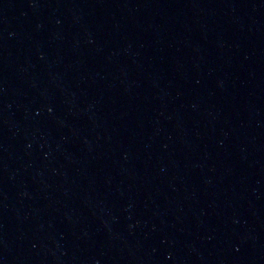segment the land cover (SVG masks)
<instances>
[{"label":"water","instance_id":"obj_1","mask_svg":"<svg viewBox=\"0 0 264 264\" xmlns=\"http://www.w3.org/2000/svg\"><path fill=\"white\" fill-rule=\"evenodd\" d=\"M0 264H264V0H0Z\"/></svg>","mask_w":264,"mask_h":264}]
</instances>
